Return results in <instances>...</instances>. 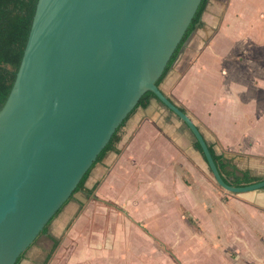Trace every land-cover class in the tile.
<instances>
[{
	"label": "crops",
	"instance_id": "crops-1",
	"mask_svg": "<svg viewBox=\"0 0 264 264\" xmlns=\"http://www.w3.org/2000/svg\"><path fill=\"white\" fill-rule=\"evenodd\" d=\"M263 14L264 0H209L159 87L217 154L258 176L264 72L249 52ZM119 137L18 264H264V189L220 188L190 130L157 99Z\"/></svg>",
	"mask_w": 264,
	"mask_h": 264
},
{
	"label": "water",
	"instance_id": "water-1",
	"mask_svg": "<svg viewBox=\"0 0 264 264\" xmlns=\"http://www.w3.org/2000/svg\"><path fill=\"white\" fill-rule=\"evenodd\" d=\"M203 0H38L22 62L0 110V264H16L63 208L147 92L199 142L192 117L157 86Z\"/></svg>",
	"mask_w": 264,
	"mask_h": 264
},
{
	"label": "trees",
	"instance_id": "trees-1",
	"mask_svg": "<svg viewBox=\"0 0 264 264\" xmlns=\"http://www.w3.org/2000/svg\"><path fill=\"white\" fill-rule=\"evenodd\" d=\"M208 2L209 0L202 1L180 45L172 56L163 75L157 81L156 84L158 87H160L166 75L172 69L173 65L179 58L184 45L197 31V29H199L203 25L202 17L204 12L206 11ZM37 3L38 0H0V110L5 105L16 80V76L20 68L24 51L29 38ZM152 99H157L156 95L153 92L149 91L144 94L137 106L132 110V112L116 130L110 142L100 153L90 170L87 171V173L84 175L77 189L74 192L83 188L94 166L98 162H100L109 151L114 149L115 144L120 139L119 132L125 125L127 120L130 118V116L138 108L148 107ZM181 109L182 111L187 112V110L182 106ZM194 145L203 154V150L199 142L195 140ZM209 148L212 153L213 159L218 167V170L227 184L235 186H247L264 181V176L254 175L248 170L238 169L232 160L226 158L224 155L217 154L212 146H209ZM61 210L62 209H60L56 213L54 218L60 213ZM53 219H51V221ZM51 221L46 225L43 232L47 230ZM22 257L23 254L20 256L16 264L20 262Z\"/></svg>",
	"mask_w": 264,
	"mask_h": 264
},
{
	"label": "rangeland",
	"instance_id": "rangeland-1",
	"mask_svg": "<svg viewBox=\"0 0 264 264\" xmlns=\"http://www.w3.org/2000/svg\"><path fill=\"white\" fill-rule=\"evenodd\" d=\"M263 18H264V14H263ZM264 34V31H263ZM262 39L264 40V36L262 37ZM262 39H257L255 42L252 43L253 47L251 48L252 52L250 51L249 54L253 55V57L260 56L259 58V69L263 70L264 72V41H262ZM252 57V58H253ZM187 110V109H186Z\"/></svg>",
	"mask_w": 264,
	"mask_h": 264
}]
</instances>
